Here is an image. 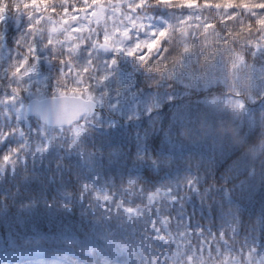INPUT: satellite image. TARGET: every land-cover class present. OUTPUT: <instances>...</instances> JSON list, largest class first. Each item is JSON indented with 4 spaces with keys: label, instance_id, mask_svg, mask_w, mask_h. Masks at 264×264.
Here are the masks:
<instances>
[{
    "label": "trees",
    "instance_id": "trees-1",
    "mask_svg": "<svg viewBox=\"0 0 264 264\" xmlns=\"http://www.w3.org/2000/svg\"><path fill=\"white\" fill-rule=\"evenodd\" d=\"M35 1L0 0V29L5 31L6 41L14 40L29 12L49 13L57 20L75 9H85L88 1L95 3L37 0L46 5L34 8ZM162 1L150 0V6H136L130 0L106 1L121 10L152 9L155 16L165 17L166 25L160 32L158 54L144 56L138 67L129 70L130 75L104 87L116 90L123 99L148 91L155 95L168 84L180 88L171 75L178 74L183 62L192 75L197 71L202 77L179 92L161 99L156 96L153 107L139 117L120 121L118 139L111 146L104 144L103 139H108L102 130L80 127L72 131L70 144L58 143L64 163L61 174L51 168L52 163L51 167L47 164L48 159L38 162L30 155L28 145L22 153L25 161L19 165L15 159L0 184V251H14L20 262L56 252L85 264L82 253L91 249L93 238L106 239L105 228H94L91 221L78 216L82 207L75 205L68 211L65 206V192H73V176L84 170L72 167L73 156L65 159V152L80 149L83 156H101V176L111 181L106 185L108 198L119 199L118 205L128 204L134 211L141 208L137 215L143 219L148 218L146 213L152 215L156 225L160 215L170 227L182 210L190 227L197 226L205 240L212 233L210 239L217 246H211L212 250L218 248L223 255L246 263H254L261 252L264 257V88L257 82L249 85L253 79H242L236 73L247 63H260L263 56L262 33L256 30L264 21V0H191L195 12L183 3L187 0ZM25 3L30 4L28 9L23 7ZM155 3L157 7H153ZM248 5L259 8L260 16L253 17ZM181 15L195 20L199 15L207 30L196 37L178 31L175 21ZM217 54L219 69L211 71L207 67ZM50 56L53 63L68 59L61 49ZM138 56L133 57L135 64ZM115 59L127 66L120 55ZM17 150H21V142L11 139L8 154ZM37 169H42L38 178ZM171 195L177 201L170 208ZM137 224L142 227L136 233L110 227V237L133 243V264H149L146 257L140 260L142 254L135 253L139 243H149L148 223Z\"/></svg>",
    "mask_w": 264,
    "mask_h": 264
},
{
    "label": "rangeland",
    "instance_id": "rangeland-1",
    "mask_svg": "<svg viewBox=\"0 0 264 264\" xmlns=\"http://www.w3.org/2000/svg\"><path fill=\"white\" fill-rule=\"evenodd\" d=\"M95 1L96 3H101L102 8L100 11L95 9L97 11H94L92 15L91 12L87 14L83 13L82 15L76 13L72 17L62 19L60 21L61 27L58 29H56L54 25L51 26L47 23L42 27V30H36V26L30 28V22H26L21 35L17 34L14 37L16 41L14 44L21 43L24 45V50L22 51H18L15 46L7 45L4 41V33L0 31V147L4 141L11 139L21 142V152L29 145L31 146L30 155L33 153V156H35L38 162L42 159H48L49 161L47 164L50 166L52 163V167H50L55 171H60L58 174L63 173L64 163L61 164V156L57 152L52 153L56 150L55 145H57V143L54 144L51 150L45 149L51 136V131L54 132V130H50L31 117H28L24 112L26 101L22 102L23 99L28 96L40 98L50 94L55 95L59 94L58 92L61 91L68 93L77 92L87 97L88 95L95 96V98H98L97 100L100 102L101 107H103L104 116L98 113L93 116L92 120L102 125V132L108 139H103L104 144L110 145L118 139L116 129L119 128V126L116 125L117 117H108L106 107L117 113L119 115L118 117H122L123 120H128L135 116L138 117L142 111L147 112L153 107L156 96L161 99L160 97L167 96L173 91L179 92L187 85L196 84L199 78L202 77L201 73L197 71H194V75H192L183 62L179 65V69L177 68L178 74L175 73L176 75H171L172 79L177 82L180 88L168 84L161 89V93L155 95L148 91L143 95L135 93L125 99L118 98L119 93H117L116 90H108L104 85L118 78L123 80L130 75L129 70L133 71L135 67L140 65V62L145 58L144 56L157 52L158 46L162 43L161 35H157L159 30H161V20H152L149 16L140 17V14L133 13L130 14L129 18L124 22V19L116 14L117 12L115 9L104 6L106 0ZM130 1L143 3L146 0ZM170 1L163 0L162 2L165 4H173V1ZM189 2L191 3V0H187L183 3L195 12V8L192 7ZM248 7L253 17L260 16L261 10L259 8L252 5H248ZM205 8L206 7L202 9L205 10ZM224 11L227 13L228 9H224ZM197 17L198 20L190 18V15L179 16L177 21H175L178 23L176 29L180 32L181 30L182 32H187L192 35V37L196 34L200 35L201 31L207 30V24L199 19V15H197ZM259 26H261V28L257 27L256 32L260 31L262 33L261 37L263 41V56L260 63L256 65L247 63L241 70L236 71V73H239L238 76L242 79H253L248 82L249 85H253L257 82L258 85L264 88V21L261 22ZM80 35H83L82 38ZM97 39L111 45L113 48L112 52L104 54L97 51ZM157 39L160 42H157ZM203 43H205L204 40ZM59 49L65 52L68 57L67 61L65 63H51L52 56H50V53L56 55ZM16 55H19V57H21L24 62L29 63L30 66H28V68H20V63L17 64L15 60ZM116 55L125 58L127 61L125 64H127V66H120L119 61L115 59ZM135 55H139L138 58H136V64L133 61ZM219 59L218 54L214 55L212 57L213 62H211L210 66L207 68L211 71L219 69L216 65V61H219ZM50 64L52 65L50 66ZM88 78H91L90 81ZM8 90L11 91L8 92ZM235 91L240 92L238 89H235ZM93 93H95V95ZM105 133L110 134V137ZM58 141L70 144L69 132L66 131L63 138L61 137ZM7 152L8 151L0 155V157H2L0 161V179L2 178L3 172L1 169L8 161L10 162L11 159L17 156L16 152L13 158H3ZM40 154H43L45 158L40 157ZM71 154L73 155V153H70L69 155H65L66 157L64 158L68 159ZM74 155L77 157L71 163L72 167L76 166L77 168V166L80 165V168H84V166H86V176L88 175V178L91 174L95 175V177L98 173L100 174L99 170L101 165L99 159L101 156L94 158L92 154H87L83 157L79 152ZM94 159L97 161H94ZM105 161L107 162V160ZM49 166H45V169L47 170ZM95 177L91 179L92 181L86 178L82 179L75 177L76 186L74 188L77 189L74 195L75 198L71 195L67 198L68 200L74 198L75 202L84 201V205L81 206H84V208L87 206L90 207L89 214L92 215L90 219L93 221V225L99 223V220L103 221V218L113 220V217L100 215L99 213L100 207L106 202L109 190L107 188L104 190L101 184H97L96 188H94ZM85 195H89V202H86L87 200L83 198ZM112 198L114 199V197ZM114 201L118 203L119 199H114ZM65 205L67 206L70 204L67 202ZM126 212L125 210L124 213H120V215L129 218ZM79 214L84 217L88 215L83 210H81ZM114 218L116 224L121 225L117 217ZM124 221L125 219H123V222ZM147 230L149 234H155L149 235L151 245L143 247L144 256L148 259L149 264H154L155 257L151 247L154 248L152 245H158L156 237L160 236V231L168 235L169 228L165 220L160 218L159 228L155 227L152 229V225H149ZM186 231V220L179 217L176 220L174 230L170 233L165 243L173 244L175 247L178 241H180V243H186L189 240V237L183 234L186 233ZM201 248L202 244L199 243L197 248L198 253L195 254L192 260L193 264H218L213 262L215 260L214 258H209L208 254L202 253ZM225 259L226 258H223L221 261L224 262V264H233V262H235L234 259L230 263L226 260V263ZM51 260L55 262H51ZM0 264L70 263L64 255L56 254V252L42 254L37 260L33 257H28L20 262L18 256L15 254L8 256V249H4L0 251ZM104 264H120V262L110 260L106 261ZM254 264L261 263L255 262Z\"/></svg>",
    "mask_w": 264,
    "mask_h": 264
},
{
    "label": "water",
    "instance_id": "water-1",
    "mask_svg": "<svg viewBox=\"0 0 264 264\" xmlns=\"http://www.w3.org/2000/svg\"><path fill=\"white\" fill-rule=\"evenodd\" d=\"M103 51H110V47L101 44L98 47ZM95 102L79 96L61 95L42 99H31L26 105V112L34 115L41 122L51 125H69L78 120L83 113H92Z\"/></svg>",
    "mask_w": 264,
    "mask_h": 264
}]
</instances>
